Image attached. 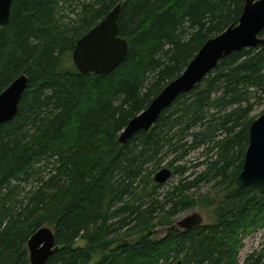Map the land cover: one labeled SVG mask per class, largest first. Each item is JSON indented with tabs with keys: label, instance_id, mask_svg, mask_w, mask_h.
Returning <instances> with one entry per match:
<instances>
[{
	"label": "trees",
	"instance_id": "trees-1",
	"mask_svg": "<svg viewBox=\"0 0 264 264\" xmlns=\"http://www.w3.org/2000/svg\"><path fill=\"white\" fill-rule=\"evenodd\" d=\"M119 3L124 61L101 75L65 67L77 41ZM244 4L13 1L0 26V94L21 74L29 86L17 115L0 125V264H31L28 241L43 226L58 246L46 264H238L247 236L264 228V195L255 185L235 187L251 114L264 101V43L222 59L149 131L125 144L119 137L207 40L239 22ZM202 146L219 148L217 158L187 181V167L176 164ZM164 152L173 158L162 166ZM163 167L182 178L161 194L154 176ZM218 178L227 186L217 191H231L215 221L178 227L176 217L197 204L191 189ZM158 227H166L162 238L154 237ZM263 259L264 247L246 264Z\"/></svg>",
	"mask_w": 264,
	"mask_h": 264
},
{
	"label": "water",
	"instance_id": "water-1",
	"mask_svg": "<svg viewBox=\"0 0 264 264\" xmlns=\"http://www.w3.org/2000/svg\"><path fill=\"white\" fill-rule=\"evenodd\" d=\"M13 1L0 0V26L9 23ZM121 9L122 4H117L101 22L77 41L73 50V61L81 73H109L124 61L129 44L119 35ZM263 30L264 0H245L239 22L207 40L184 72L166 85L144 111L129 121L119 137V142L125 144L136 133L149 131L165 109L181 94L192 91L222 59L234 52L263 44ZM28 86L29 77L21 74L0 94V125L17 115ZM172 176V169L163 167L155 174L154 181L164 184ZM247 185H255L264 195V113L250 125L249 144L242 170L235 180L236 188ZM202 221L198 213H190L178 220L176 225L188 230L201 225ZM28 249L31 264H46L58 249L54 231L48 226L39 228L30 237Z\"/></svg>",
	"mask_w": 264,
	"mask_h": 264
},
{
	"label": "rangeland",
	"instance_id": "rangeland-1",
	"mask_svg": "<svg viewBox=\"0 0 264 264\" xmlns=\"http://www.w3.org/2000/svg\"><path fill=\"white\" fill-rule=\"evenodd\" d=\"M65 67H75L73 61V52H70L65 57ZM264 101L262 104H259L255 107L252 112V117H259L264 112ZM263 112V113H262ZM208 147V146H207ZM206 146H202L194 151H192L186 159L180 161L176 165H182L187 167V173L183 176L184 179L187 178V181H193L199 174L204 172L207 167L211 164L213 160H216L219 148L213 150H208ZM163 165L164 166L170 159L173 158L172 153H163ZM156 174V173H155ZM181 175H173L167 182L162 184V187L159 189V193H164L169 190L171 187L177 185L181 179ZM222 178H218L214 181H207L200 183L197 187L191 189L189 194L196 197L197 204L189 211L182 212L179 216L176 217V221L182 219L184 216L190 213H198L202 219L204 225L212 224L215 221L214 208L223 200V198L231 191L230 188L224 189L221 192L219 187H226V183L220 185L218 182ZM28 186V185H27ZM30 187V185H29ZM166 233V227H158L154 230V237L162 238ZM77 245L85 246L86 242L84 240H79ZM264 247V228L256 231L255 233L247 236L244 241V247L239 254L238 264H246V259L249 254L255 250H260ZM99 258V253L95 254L92 263L97 261ZM181 260V259H180ZM262 264H264V259Z\"/></svg>",
	"mask_w": 264,
	"mask_h": 264
},
{
	"label": "flooded vegetation",
	"instance_id": "flooded-vegetation-1",
	"mask_svg": "<svg viewBox=\"0 0 264 264\" xmlns=\"http://www.w3.org/2000/svg\"><path fill=\"white\" fill-rule=\"evenodd\" d=\"M176 224H177V221H176ZM204 224H203V221H202V224L201 225H198V226H194L193 228H191V229H194V228H197V227H201V226H203ZM191 229H188V230H191Z\"/></svg>",
	"mask_w": 264,
	"mask_h": 264
}]
</instances>
